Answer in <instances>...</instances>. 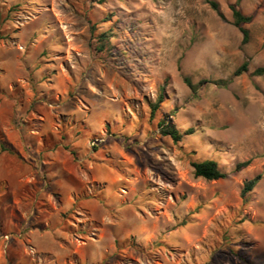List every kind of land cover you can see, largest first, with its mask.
Returning a JSON list of instances; mask_svg holds the SVG:
<instances>
[{"label":"rangeland","instance_id":"obj_1","mask_svg":"<svg viewBox=\"0 0 264 264\" xmlns=\"http://www.w3.org/2000/svg\"><path fill=\"white\" fill-rule=\"evenodd\" d=\"M208 1L0 0V264H264V0Z\"/></svg>","mask_w":264,"mask_h":264},{"label":"trees","instance_id":"obj_2","mask_svg":"<svg viewBox=\"0 0 264 264\" xmlns=\"http://www.w3.org/2000/svg\"><path fill=\"white\" fill-rule=\"evenodd\" d=\"M208 2L212 7V9L217 11L219 15L223 17V15L220 12L219 4L213 0H209ZM241 2L242 0H236L234 4L230 5V9L233 15V23L235 27H237L243 34L244 43H247L249 41L250 34H249V30L246 28V25L250 24L253 21L254 15L245 14L240 8ZM106 37H107L106 35H99L95 37L97 38L96 52L103 53L105 51L106 46L104 43L107 42ZM248 70H249V62H244L234 72L231 78L213 81V83L219 87H223V88L228 87L233 82L234 78L241 76L242 74L248 72ZM253 75L263 76L264 67L257 68L253 72ZM185 82L194 92H197L201 84V83L193 84V82L189 78H185ZM163 102H164V96L161 95L157 103L152 106V116H154L157 113ZM160 127H161V132L164 135L169 136L176 143L180 142L185 135H191L194 133V129H188L186 132L181 133L172 123L168 122L166 119L160 122ZM251 163H252V159L239 163L236 167V171L239 172L246 169L251 165ZM192 167L194 169V176L196 178H202L207 181H218L225 179L228 176L225 172H223L220 169L218 162L213 159H207L200 162H193ZM262 178H263V174H259L245 183L244 189L242 191V197L244 203L248 201V195L256 188V186L262 180Z\"/></svg>","mask_w":264,"mask_h":264}]
</instances>
